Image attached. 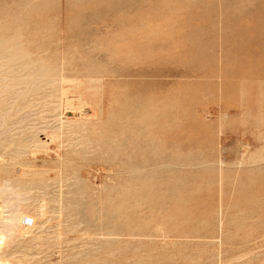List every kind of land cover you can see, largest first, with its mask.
Instances as JSON below:
<instances>
[{
	"label": "rangeland",
	"instance_id": "1",
	"mask_svg": "<svg viewBox=\"0 0 264 264\" xmlns=\"http://www.w3.org/2000/svg\"><path fill=\"white\" fill-rule=\"evenodd\" d=\"M0 29L1 264H264V0H0Z\"/></svg>",
	"mask_w": 264,
	"mask_h": 264
},
{
	"label": "bare ground",
	"instance_id": "2",
	"mask_svg": "<svg viewBox=\"0 0 264 264\" xmlns=\"http://www.w3.org/2000/svg\"><path fill=\"white\" fill-rule=\"evenodd\" d=\"M27 4H28V3H18V5H19V7H20V11L18 12V11H15V10H14V12L16 13V18L14 17V19H12V20H13V23H14L15 25H16V22H17V23H21V22H22V24H21L20 27L18 28L20 31L23 29V25H24V23H23V19H25L26 16H27V12H26ZM19 7H18V8H19ZM21 28H22V29H21ZM0 31H1V29H0ZM8 31H9V30H8ZM14 32H16V31H14ZM0 33H1V32H0ZM3 33H6V32H3ZM3 33H2V34H3ZM13 38H15V35L13 36ZM13 38H12V39L10 38L11 40H10V39H9V40L6 39V40H4L3 43L0 42V43L2 44V46H3V44H4V46H6V47H4V48H5V51L7 50L6 48H11L10 46L12 45V43L14 44L15 39H13ZM0 48H1V47H0ZM15 48H16V47H15ZM14 50L18 51L17 48L14 49ZM14 50H12V51H14ZM0 51H3V50L1 49ZM7 51H8V50H7ZM16 51H15L14 53H16ZM23 51H24V50L18 51L20 54L17 52V55L12 56V57H14V58H16V57H17V58H18V57H21V59H22V58H25L27 53H26V51H24V52H23ZM6 53H7V52H6ZM8 53L10 54L9 51H8ZM9 54H8V55H9ZM0 55H1V54H0ZM2 55H3V52H2ZM4 55H5V54H4ZM8 55H7V56H8ZM13 55H14V54H13ZM9 56H10V55H9ZM12 57L10 56L11 59H12ZM1 58H2L1 60H3V59L5 60V59H6V57L4 58V56L1 57ZM7 58H8V57H7ZM14 58H13V59H14ZM28 58H29V57H28ZM8 59H9V58H8ZM19 59H20V58H19ZM1 60H0V62H1ZM6 60H7V59H6ZM6 60H5V61H6ZM22 60H23V59H22ZM12 61H13V60H12ZM15 61H18V59H17V60L15 59ZM20 61H21V60H20ZM27 61H28V60H27ZM6 62H7L8 64H11L9 60H7ZM13 62H14V61H13ZM13 62H12V63H13ZM18 62H19V61H18ZM15 63H16V62H15ZM21 63H22V62H21ZM24 63H27V62H23V63H22V64L24 65L23 67H25V65H26V64H24ZM22 64H21V66H22ZM27 64H28V63H27ZM1 65H2V64H1ZM28 65H29V64H28ZM17 66H18V65H17ZM5 67H6V66H5ZM23 67H22V68H23ZM27 68H28V67H27ZM1 69H2V67H1ZM23 72H24V71H23ZM0 74H1V73H0ZM13 74H15V73H13ZM2 75H3V74H2ZM4 79H5V78H4ZM2 80H3V79H1V81H2ZM1 81H0V82H1ZM14 81H15V80H14ZM5 82H6V81H5ZM16 82H18V81H16ZM5 223H8V222L0 221V241L3 239L2 234L4 233L3 231H4L5 228H4L3 226H4ZM0 264H1V263H0Z\"/></svg>",
	"mask_w": 264,
	"mask_h": 264
}]
</instances>
